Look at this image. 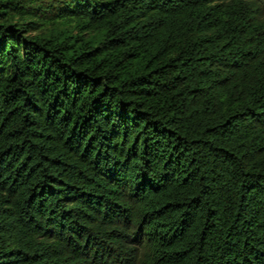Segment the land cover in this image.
Segmentation results:
<instances>
[{
    "label": "trees",
    "instance_id": "1",
    "mask_svg": "<svg viewBox=\"0 0 264 264\" xmlns=\"http://www.w3.org/2000/svg\"><path fill=\"white\" fill-rule=\"evenodd\" d=\"M0 264H264V0H0Z\"/></svg>",
    "mask_w": 264,
    "mask_h": 264
}]
</instances>
